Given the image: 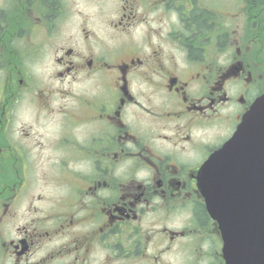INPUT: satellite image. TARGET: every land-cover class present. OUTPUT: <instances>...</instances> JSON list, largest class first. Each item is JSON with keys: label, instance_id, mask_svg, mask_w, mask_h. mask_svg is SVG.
Returning <instances> with one entry per match:
<instances>
[{"label": "flooded vegetation", "instance_id": "1", "mask_svg": "<svg viewBox=\"0 0 264 264\" xmlns=\"http://www.w3.org/2000/svg\"><path fill=\"white\" fill-rule=\"evenodd\" d=\"M84 2L0 0V264H227L197 176L264 93V34L119 0L102 45Z\"/></svg>", "mask_w": 264, "mask_h": 264}, {"label": "water", "instance_id": "2", "mask_svg": "<svg viewBox=\"0 0 264 264\" xmlns=\"http://www.w3.org/2000/svg\"><path fill=\"white\" fill-rule=\"evenodd\" d=\"M199 185L228 264H264V95L203 167Z\"/></svg>", "mask_w": 264, "mask_h": 264}, {"label": "rangeland", "instance_id": "3", "mask_svg": "<svg viewBox=\"0 0 264 264\" xmlns=\"http://www.w3.org/2000/svg\"><path fill=\"white\" fill-rule=\"evenodd\" d=\"M238 1V4H237ZM119 0H85L84 3H80L79 9H82L85 13V17L87 20V29L93 30L98 32V37L101 40L102 45H111L113 40H110L112 32H113V24L112 19L117 12V4ZM215 5H228L230 14H235L238 11V14L234 18L226 17L228 20L227 22L229 24L234 21L236 23H239V30L238 33H234L233 30L230 28V37H238L241 40H245L246 44L249 45H257L259 43V40L263 37L264 30L261 34L260 31H257V29H261L264 27V21L261 18V14L255 16L253 20H255L254 27L256 29H249V14H254L259 12V10L255 7H253L252 0H213ZM237 5V6H236ZM251 6L253 9L246 11V8L243 9V7ZM72 27L76 30L78 29L77 18H74ZM231 21V22H230ZM75 30L73 31H67L68 34L72 33L74 34ZM256 34H260V38L252 39V43H250L251 37H253ZM65 35V34H63ZM76 35V34H75ZM246 36V37H245ZM244 46V45H243ZM36 69L39 71V73H46L49 72V70L45 69L44 65L37 64Z\"/></svg>", "mask_w": 264, "mask_h": 264}]
</instances>
